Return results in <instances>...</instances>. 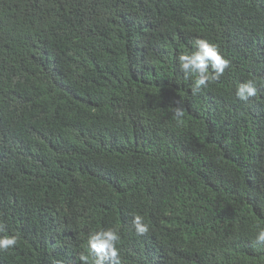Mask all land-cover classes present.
Returning <instances> with one entry per match:
<instances>
[{"label": "trees", "instance_id": "obj_1", "mask_svg": "<svg viewBox=\"0 0 264 264\" xmlns=\"http://www.w3.org/2000/svg\"><path fill=\"white\" fill-rule=\"evenodd\" d=\"M196 39L230 66L193 95ZM0 225V264H81L102 228L121 264H264V0H0Z\"/></svg>", "mask_w": 264, "mask_h": 264}, {"label": "clouds", "instance_id": "obj_2", "mask_svg": "<svg viewBox=\"0 0 264 264\" xmlns=\"http://www.w3.org/2000/svg\"><path fill=\"white\" fill-rule=\"evenodd\" d=\"M177 59L185 78L194 77L191 88L193 95L207 88L211 82L218 80L230 66V61L221 54L219 47L207 39H196L194 50L180 54ZM257 94V83L253 79L239 83L235 90L236 98L243 102H248ZM173 112L179 120L184 116L185 109L179 102L173 107ZM132 226L137 236L149 232V225L142 215H132ZM4 231L3 225H0V251L13 249L18 244L19 238L16 235H6L3 234ZM120 239L118 231L113 228H102L89 233L86 243L91 255L81 253L78 257L79 261L81 264H121L117 247ZM252 245L264 246V228L255 235ZM56 264L60 262L57 261Z\"/></svg>", "mask_w": 264, "mask_h": 264}]
</instances>
